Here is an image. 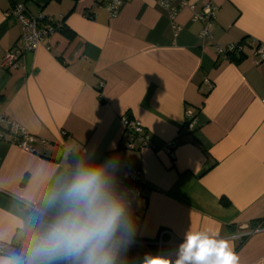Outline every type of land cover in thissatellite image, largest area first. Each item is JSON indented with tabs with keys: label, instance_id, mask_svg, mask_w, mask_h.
Instances as JSON below:
<instances>
[{
	"label": "crops",
	"instance_id": "1",
	"mask_svg": "<svg viewBox=\"0 0 264 264\" xmlns=\"http://www.w3.org/2000/svg\"><path fill=\"white\" fill-rule=\"evenodd\" d=\"M14 1L0 0V117L38 141L29 151L0 124V242L11 244L0 258L29 264L19 242L32 220L56 215L49 197L78 161L118 158L119 191L127 168L142 171L125 264L159 252L174 260L189 230L227 239L238 264H264V0H171L173 18L161 0H124L116 15L103 0H23L56 28L8 68L5 55L21 42L7 15ZM208 2L215 16L203 34L195 15ZM230 43L242 52L218 53ZM123 115L155 146L127 148ZM171 140L175 157L162 149ZM28 204L40 211L27 214ZM164 229L172 234L160 248Z\"/></svg>",
	"mask_w": 264,
	"mask_h": 264
},
{
	"label": "clouds",
	"instance_id": "2",
	"mask_svg": "<svg viewBox=\"0 0 264 264\" xmlns=\"http://www.w3.org/2000/svg\"><path fill=\"white\" fill-rule=\"evenodd\" d=\"M118 158L90 164L78 161L49 197L54 219L35 228L28 254L32 261L71 264H125L136 224L126 190H118ZM0 258V264H17ZM141 264H238L227 239L207 231L186 232L176 258L145 255Z\"/></svg>",
	"mask_w": 264,
	"mask_h": 264
},
{
	"label": "built area",
	"instance_id": "3",
	"mask_svg": "<svg viewBox=\"0 0 264 264\" xmlns=\"http://www.w3.org/2000/svg\"><path fill=\"white\" fill-rule=\"evenodd\" d=\"M105 2L106 8L110 11L111 14L116 15L119 11L124 0H103ZM161 4L167 8H169L170 17L173 18L176 16L178 8L177 6L172 5L171 0H161ZM190 0H180L179 5L182 7L189 6ZM8 16H13L21 25V35H20V45L15 48V50L9 51L3 61L2 65L10 68L14 67L19 62V53L21 50H34L38 47L43 38L54 28L51 24H47L46 15L42 12L33 13L28 10L23 0L14 1L12 9L7 13ZM215 16V7L211 2L206 3L203 11L195 15L196 18L204 19L205 26L202 30L203 34L208 33V25L211 22V19ZM175 30H179L180 27L175 24ZM243 48L238 43H230L228 45L218 44V53L222 54H231L242 52ZM257 53L260 54L261 58L264 60V44H259L256 48ZM193 113H188L187 117H191L189 121V125L194 126L196 123L195 116L193 117ZM5 123L8 130L11 132L13 136V142L22 146L23 148L29 151H36L35 144L38 141V138L34 135L29 134L20 124L13 120H9L6 117H0V124ZM122 124L125 127V130L129 132L130 138L126 145L127 148L136 149L140 146L151 145L155 146L152 141V137L149 134V131L144 127L142 122L138 119L129 117L128 115L122 116ZM0 139H3V134L0 133ZM44 141V140H42ZM178 146V142L176 140H171L162 146V149L167 152L170 156L175 157V150ZM124 190L127 191L129 199L131 200L132 213H135L133 203L134 201L142 195V171L129 167L124 171ZM28 209L30 211H40L35 205L28 204ZM44 213V212H43ZM45 214V213H44ZM55 216H45V218L36 219V223L30 232L29 237L22 238L19 242V245L24 248L26 251L30 249L31 237L35 228L40 227L42 224H46L54 219ZM169 234L172 232L168 229H164L160 232L159 246L162 248L164 243L162 240L163 235ZM11 244H4L0 242V253L4 252L5 247H10ZM162 252H159L161 255ZM70 261L64 260V264H70Z\"/></svg>",
	"mask_w": 264,
	"mask_h": 264
},
{
	"label": "water",
	"instance_id": "4",
	"mask_svg": "<svg viewBox=\"0 0 264 264\" xmlns=\"http://www.w3.org/2000/svg\"><path fill=\"white\" fill-rule=\"evenodd\" d=\"M29 212H30V209L26 210V213H27V214H29ZM35 223H36V220H32L31 223H30V225L28 226V230H29L30 232L32 231V229H33Z\"/></svg>",
	"mask_w": 264,
	"mask_h": 264
},
{
	"label": "trees",
	"instance_id": "5",
	"mask_svg": "<svg viewBox=\"0 0 264 264\" xmlns=\"http://www.w3.org/2000/svg\"><path fill=\"white\" fill-rule=\"evenodd\" d=\"M67 30V29H66ZM193 117H194V115H193ZM191 120V117H188L187 119H186V121L189 123V121Z\"/></svg>",
	"mask_w": 264,
	"mask_h": 264
}]
</instances>
